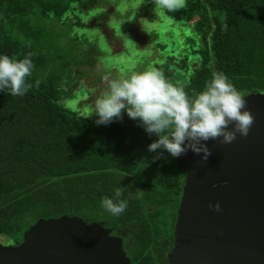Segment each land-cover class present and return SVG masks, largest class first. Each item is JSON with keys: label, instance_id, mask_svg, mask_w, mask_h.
I'll use <instances>...</instances> for the list:
<instances>
[{"label": "trees", "instance_id": "1", "mask_svg": "<svg viewBox=\"0 0 264 264\" xmlns=\"http://www.w3.org/2000/svg\"><path fill=\"white\" fill-rule=\"evenodd\" d=\"M90 2L0 0V52L17 59L33 54L25 94L0 92V239L16 245L39 218L78 216L134 226L133 264H150L153 241L173 236L169 213L185 171L167 152L154 159L146 146L156 137L126 114L97 125L94 110L79 114L64 102L78 98L71 85L77 68L99 61L96 44L76 31L86 25L80 15ZM162 9L188 29L166 46L159 28L158 52L141 60L142 70H161L189 94L214 71L224 72L243 96L264 92V0H184L175 10ZM119 185L128 207L114 216L100 201Z\"/></svg>", "mask_w": 264, "mask_h": 264}, {"label": "water", "instance_id": "2", "mask_svg": "<svg viewBox=\"0 0 264 264\" xmlns=\"http://www.w3.org/2000/svg\"><path fill=\"white\" fill-rule=\"evenodd\" d=\"M253 122L230 143H206L202 160L176 158L185 171L169 264H264V92L244 95ZM232 125H229L231 128ZM219 203L216 210L211 207ZM0 264H131L122 240L78 216L39 218L16 245L0 243Z\"/></svg>", "mask_w": 264, "mask_h": 264}, {"label": "clouds", "instance_id": "3", "mask_svg": "<svg viewBox=\"0 0 264 264\" xmlns=\"http://www.w3.org/2000/svg\"><path fill=\"white\" fill-rule=\"evenodd\" d=\"M158 2L164 8L175 10L183 0ZM32 55L27 52L17 59L0 52V92L25 94L29 87L26 77L33 71ZM100 79L105 87L95 97V123L107 125L126 114L146 134L156 137L146 146L147 151L155 153L154 159L164 152L178 158L191 150L206 160L211 154L208 140L220 137L222 143H230L237 133L247 135L253 122L242 92L222 71H214L203 88L194 94L171 82L155 67L126 76L105 72ZM123 192L124 187L116 186L112 196L101 198V206L114 216L123 213L128 207V200L122 198ZM211 207L219 210L220 205L217 202Z\"/></svg>", "mask_w": 264, "mask_h": 264}, {"label": "rangeland", "instance_id": "4", "mask_svg": "<svg viewBox=\"0 0 264 264\" xmlns=\"http://www.w3.org/2000/svg\"><path fill=\"white\" fill-rule=\"evenodd\" d=\"M100 2L91 0L88 6H84V9H89L83 10L80 18L86 25L84 28H76L79 35L84 34L99 48V61L93 64L85 62L77 68L76 78L71 85H75L73 90L78 98L64 100L79 114L85 115L94 110L95 97L105 87L100 79L103 73L126 76L133 71L142 70L144 65L141 60L148 58L151 52L154 54L158 52L153 44L155 40H160L159 28H164L166 33L162 40V44L166 46H169L172 40L182 39L179 29L185 31L188 29L186 24L181 23L182 21H176L166 15L158 0ZM148 4V11L144 10ZM100 6H103L102 10ZM8 242L9 239L1 235L0 243L13 245L7 244Z\"/></svg>", "mask_w": 264, "mask_h": 264}, {"label": "flooded vegetation", "instance_id": "5", "mask_svg": "<svg viewBox=\"0 0 264 264\" xmlns=\"http://www.w3.org/2000/svg\"><path fill=\"white\" fill-rule=\"evenodd\" d=\"M182 195V192H181ZM180 195V198H181ZM180 198L178 199L177 202V207L175 208L174 212L169 213V219L172 220V233L173 236L170 238L171 232H169V236H161L157 239V241H153V245L150 247V264H158L157 261L161 262V264H169V253L171 251L172 245H173V239H174V223L176 219V213L177 209L179 206ZM175 203V200L173 201ZM150 209V208H148ZM175 216H174V215ZM174 216V219H173ZM84 220V219H83ZM86 222H98V221H90V220H85ZM101 225H103L105 228H108L110 230V235L111 236H116L121 238L122 240V246L123 249L130 258L131 264H133V259L135 258V242H136V237L134 235L135 230L133 229L134 226L127 225V226H109L106 222H98ZM171 227V224H170ZM144 255V254H142Z\"/></svg>", "mask_w": 264, "mask_h": 264}]
</instances>
